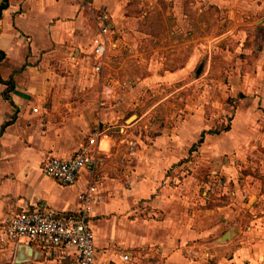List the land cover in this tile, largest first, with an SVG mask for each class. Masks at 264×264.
I'll list each match as a JSON object with an SVG mask.
<instances>
[{
	"label": "crops",
	"instance_id": "crops-1",
	"mask_svg": "<svg viewBox=\"0 0 264 264\" xmlns=\"http://www.w3.org/2000/svg\"><path fill=\"white\" fill-rule=\"evenodd\" d=\"M2 5L0 79L13 90L5 99L0 83V225L37 209L76 216L92 185L96 264H264V155L256 153L264 145V0ZM101 14L109 47L96 74ZM220 78L232 105L222 103L219 127L229 129L215 134L196 87ZM96 128L104 136L95 160L74 185L43 175L49 158L70 159ZM244 220L247 243L226 257L229 233H242ZM213 240L223 250L185 254ZM59 256L36 242L0 247V264H59Z\"/></svg>",
	"mask_w": 264,
	"mask_h": 264
},
{
	"label": "built area",
	"instance_id": "built-area-1",
	"mask_svg": "<svg viewBox=\"0 0 264 264\" xmlns=\"http://www.w3.org/2000/svg\"><path fill=\"white\" fill-rule=\"evenodd\" d=\"M96 25L97 34L92 39V69L99 74L108 58V16L99 15ZM103 136L104 132L96 128L70 159L49 158L42 168L43 175L66 186L74 185L79 173L95 160L98 142ZM95 193V187L91 185L80 194V212L76 216H59L43 209L7 216L0 225V247L36 242L47 250L60 251L59 264H96L94 236L90 227ZM198 248L212 249L210 244L186 246L185 254L195 257ZM67 249L73 251L71 256L65 253ZM122 258L129 260L128 255Z\"/></svg>",
	"mask_w": 264,
	"mask_h": 264
},
{
	"label": "rangeland",
	"instance_id": "rangeland-1",
	"mask_svg": "<svg viewBox=\"0 0 264 264\" xmlns=\"http://www.w3.org/2000/svg\"><path fill=\"white\" fill-rule=\"evenodd\" d=\"M219 86L224 88L226 91V89H228L229 85H228V82L226 80H224L223 78H220L218 83H215L214 81L212 82V81H210V79H207V80L201 82L196 87V95H198V91H200V93H199L200 96H203L204 98H207V100H209L208 102L205 101L204 111H205L206 115L211 120H214L215 124L217 122V125H215L216 129L222 128V126L219 127L220 126L219 124H222L220 122L222 120H224V117H223L224 115H222V103H224V105H227V106L232 105V102L228 101V99L226 101L224 99H222V89L221 90L219 89V92H218ZM202 93H204V94H202ZM217 102L220 103L219 104L220 108H218ZM226 119L228 120L229 117H226ZM150 121H152V119ZM228 123H229V121L224 122V124H228ZM260 131H261V135H263V137H264V128H261ZM256 153L260 156L264 155V145L256 147ZM187 170L189 171L188 167L185 165L184 170L181 171L179 174L184 173ZM262 181L264 182V178H262ZM222 203L226 204V200H222ZM263 224H264V222H263ZM249 227H250V225L248 224L247 220L246 221L244 220V223H242V226H240L242 233H238L239 232L238 230L236 231V233L233 231H230L229 235L233 239L231 238L232 242H230V244H228V248L231 250L228 251L230 253H223V255L228 257L229 255H231V253L233 254L235 251H237L234 249L238 248V246H240L242 243H244V244L247 243V240H245L246 237L243 236V233L247 232ZM252 229H253V227H252ZM238 234H240V235H238ZM209 244H210V247L215 251L222 249V247H224V245L217 240H213ZM243 246H246V245H243Z\"/></svg>",
	"mask_w": 264,
	"mask_h": 264
},
{
	"label": "trees",
	"instance_id": "trees-1",
	"mask_svg": "<svg viewBox=\"0 0 264 264\" xmlns=\"http://www.w3.org/2000/svg\"><path fill=\"white\" fill-rule=\"evenodd\" d=\"M4 9H5V5L0 6V17H1V13H2V11H3ZM3 57H4V56H3V53L0 52V62L2 61ZM0 83H4V82H2V80L0 79ZM4 84L6 85V89H5L4 92H3V96H4L5 99L9 100V93L13 90V86H12L11 82H9V83H4ZM4 128H5V126H3V127L1 128L0 133L3 132ZM228 129H229L228 126H224V127H222V128H219V129L214 130V132H212V133L218 134V133H220V132H222V131H227ZM202 139H203V138H201L200 141H199V142L193 147L194 149H195L198 145L201 144Z\"/></svg>",
	"mask_w": 264,
	"mask_h": 264
}]
</instances>
